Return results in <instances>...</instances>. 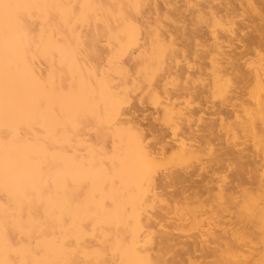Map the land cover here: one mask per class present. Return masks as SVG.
Listing matches in <instances>:
<instances>
[{
	"label": "bare ground",
	"instance_id": "6f19581e",
	"mask_svg": "<svg viewBox=\"0 0 264 264\" xmlns=\"http://www.w3.org/2000/svg\"><path fill=\"white\" fill-rule=\"evenodd\" d=\"M182 1L0 0V264H264V0ZM182 7L200 48L170 40ZM193 92L218 100L189 149ZM173 149L192 173L156 171Z\"/></svg>",
	"mask_w": 264,
	"mask_h": 264
},
{
	"label": "rangeland",
	"instance_id": "374dc122",
	"mask_svg": "<svg viewBox=\"0 0 264 264\" xmlns=\"http://www.w3.org/2000/svg\"><path fill=\"white\" fill-rule=\"evenodd\" d=\"M157 1V3H155V4H158L157 5V7H158V9H159V11H161V13L162 14H164L165 16H168V15H170L172 12V7L176 4V5H181L182 3H183V1L182 0H155V2ZM182 2V3H181ZM164 4V6H163V4ZM165 3H166V5L168 6H166L165 5ZM168 3L170 4V5H168ZM178 3V4H177ZM172 5V6H171ZM179 5V6H180ZM170 6V7H169ZM164 7V8H163ZM168 8H171V9H169L168 10ZM182 10H184L183 11V18H184V22H183V25H181V26H178V27H172V26H168L167 28V32L168 33H170L171 35H170V37H171V39H170V37H169V39L170 40H173L172 42H175V44L177 43V44H179V46H181V44L182 45H184V46H186L187 44H188V46H191V47H193V41H195L196 42V46L195 47H197L198 46V43H200L201 44V42H203V40L202 39H204L203 38V34H201V31H199V30H196V29H194V27L195 26H193V17H192V15L190 14L191 13V8H188V9H183V7L181 8ZM166 14H165V13ZM191 17H192V19H191ZM165 17H163V21H165ZM167 22V21H166ZM165 22V23H166ZM168 23V22H167ZM264 24V23H263ZM192 26V27H191ZM197 27V26H196ZM179 29V30H178ZM182 29V30H181ZM249 30V29H248ZM247 30V31H248ZM245 31V30H244ZM195 32H196V34H195ZM198 32H199V34H198ZM195 37H194V36ZM200 35V37H198L197 38V36H199ZM202 36V37H201ZM194 39H192V38ZM196 38V39H195ZM199 40V41H198ZM200 40H201V42H200ZM192 41V42H191ZM198 41V42H197ZM192 43V45H190ZM176 44V45H177ZM198 48H200V45L198 46ZM263 61H264V58H263ZM234 76V75H233ZM195 79V78H194ZM195 80H197V79H195ZM198 81V80H197ZM198 84H200V83H195V85H198ZM197 87V86H196ZM199 87V86H198ZM198 96H196V95ZM195 95V96H194ZM203 94H198L197 92H193L192 93V95L190 94V97H188V99L186 98V100L184 101L183 99H184V97L181 99L180 98V101H182L183 100V102H180V101H178L179 102V106L182 108V110L183 111H188L189 109H186V107L187 108H192L191 110H193V111H195V113H197V115H196V118L197 119H194V121H193V128H194V131H192L191 132V134L190 135H188V134H186L184 137L186 138H184L183 139V142H184V146H186V147H190L189 149H193L195 146H199L200 144H201V138H202V136H200L199 134H200V129L203 127V125H204V121H205V119H206V117H207V113H205V112H201V108H203V106H206L207 105V103H209V102H211L212 101V99H213V97H207V98H204V96H205V94L202 96ZM208 95V94H207ZM189 96V95H188ZM192 96V97H191ZM202 97V98H201ZM212 98V99H211ZM216 98V96L214 97V99L213 100H215L214 102H216V100H218L217 98ZM206 100V102L204 101V100ZM190 100V101H189ZM207 101H209V102H207ZM147 101L145 102V104H144V107H142L143 108V110H142V108H141V110H140V112H139V120H140V118H142L141 119V126L143 127V129H144V133L146 134V136H147V140H152V139H154V138H151V135H150V133H155L156 134V131L155 132H151L150 131V128L149 127H152L151 129H154L153 127H154V125H155V121H153V115H155L156 113L154 112L155 111V108H153V105H151L149 102L147 103ZM184 103V104H183ZM204 103H206V104H204ZM211 103H213V101L211 102ZM181 104L183 105V106H181ZM148 106L147 108H146V106ZM202 107H201V106ZM192 106V107H191ZM196 106V107H195ZM199 106L201 107L200 109H199ZM158 108V107H157ZM156 108V109H157ZM148 109V110H147ZM237 109L239 110L240 108L239 107H237ZM205 113V114H204ZM204 114V115H203ZM143 115V116H142ZM155 117V116H154ZM151 120V121H150ZM152 122V123H151ZM154 122V123H153ZM149 124H150V126H149ZM154 124V125H153ZM152 125V126H151ZM155 127H156V125H155ZM201 127V128H200ZM146 129V130H145ZM196 129L198 130V131H196ZM169 133L170 131H168V130H164V135H167L166 133ZM196 133V134H195ZM152 135H154V134H152ZM171 135V132L167 135V136H170ZM188 135V136H187ZM194 136V137H193ZM210 136V138L209 139H207V138H203L204 140H207L206 141V143L207 142H209V141H211V143L209 144L210 146H212V148H211V151L213 152V153H209L207 150H204V152L205 153H209L211 156H216V158H217V156L219 155V158H220V161L218 162V163H222V165H225L226 164V166H222V168L223 167H225V168H223V169H226V170H224V173H225V177H226V185H227V187L228 188H230V189H232L234 186H235V184L236 183H239V184H241V188H245V187H253L254 185H255V182L253 181V179L251 178V175L253 174L251 171H249V170H247V167H246V170L247 171H243V174L241 175V177L238 179V180H235L234 178V171H233V168L234 167H236L235 165L237 164H235V163H233V165H232V163H231V165L229 166V164H227L228 163V160H224L223 161V159H222V156H221V153H222V150L223 149H225V148H223L222 146H224L225 144H222L221 142L223 141V139L225 138V137H223V136H220V137H218V140H217V138L216 139H214L213 138V136H212V134L211 135H209ZM246 136V135H245ZM174 137H176V136H174ZM201 137V138H200ZM217 137V136H216ZM239 137H240V135H239ZM242 137V136H241ZM247 137V136H246ZM246 137H244V138H246ZM229 138H231V137H229ZM167 139H169V138H167ZM214 139V140H213ZM234 139V138H233ZM233 139H231V141L233 140ZM249 139V138H248ZM256 139H258V137L256 138ZM261 139V137L259 138V140ZM222 140V141H221ZM226 140H227V138H226ZM230 140V139H229ZM243 142L241 143H239V141H240V138H239V141L236 139V141L238 142V144L237 143H235V144H237L236 145V147H237V149L239 150L240 148V151L239 152H243V153H246V152H248V149H250V148H248L249 147V144H248V142L246 141H244L243 139H241ZM259 140H257L258 142H259ZM192 141V142H191ZM230 141V143H232ZM235 141V140H234ZM233 141V142H234ZM249 141V140H248ZM253 141V140H252ZM203 142V141H202ZM225 142V141H224ZM227 142V141H226ZM193 143V144H192ZM205 143V144H206ZM252 143V142H251ZM186 144V145H185ZM204 144V143H203ZM203 144H202V146H203ZM227 145V144H226ZM229 145V144H228ZM231 145H233V144H231ZM242 145H243V147H242ZM208 146V144H206V147ZM235 146V145H234ZM252 146V145H251ZM220 147H221V149H220ZM227 147V146H226ZM229 147V146H228ZM232 147V146H231ZM223 148V149H222ZM234 148V147H233ZM232 148V149H233ZM201 149V148H200ZM203 149V148H202ZM246 149V150H245ZM252 149V148H251ZM242 150V151H241ZM244 150V151H243ZM169 151V150H168ZM166 151V153H164V154H168V155H163L164 157L163 158H165V159H163L162 160V162H163V164H162V162L160 161L159 162V164L157 165V168H156V171H158V173L159 172H161V171H164V172H166V171H170V169L171 170H176V168L178 169V170H176V171H178V172H181V170H182V172L181 173H183V172H188V170H189V172H188V174L189 173H192L194 170H195V168H196V164H193V160L191 159H186L185 157H181V156H179L176 152H178V151H174V149L173 150H171V151ZM202 151V150H201ZM165 152V151H164ZM168 152V153H167ZM175 152V153H174ZM203 152V151H202ZM174 154H176V156L174 155ZM210 156V157H211ZM167 157V158H166ZM201 157V160L202 161H204L203 160V158L205 157V156H203V158H202V155L200 156ZM206 157H207V155H206ZM205 157V158H206ZM210 157H208V158H210ZM171 158V159H170ZM173 158V159H172ZM170 159V160H169ZM222 159V160H221ZM230 159V158H229ZM233 159V158H232ZM207 160V158L205 159V161ZM213 160H215L214 158H213ZM169 161V162H168ZM186 161H188V162H186ZM189 161H191V163L189 162ZM232 161V160H231ZM237 161V160H236ZM235 161V162H236ZM184 162H186V164L184 163ZM234 162V161H233ZM238 162V161H237ZM174 163V164H173ZM182 163V164H181ZM192 164V165H190V164ZM195 163V162H194ZM220 163V164H221ZM176 165V166H175ZM184 165V166H183ZM189 165V166H188ZM193 165H195V168H194V166ZM159 166V167H158ZM178 166V167H177ZM233 166V167H232ZM165 167V168H164ZM193 167V168H192ZM228 167H230V168H228ZM228 168V169H227ZM232 168V169H231ZM159 169V170H158ZM248 169H249V167H248ZM180 170V171H179ZM183 170H185V171H183ZM190 171H192V172H190ZM185 172V173H186ZM161 173H163V172H161ZM161 173H159V174H161ZM223 173V174H224ZM157 174V173H156ZM158 174V175H159ZM187 174V173H186ZM192 175H195L194 177H195V181H194V177L192 176V180L194 181H192L193 183L192 184H194L193 186H191L190 185V187L192 188H189V190L188 191H191V192H193V191H195V192H197L198 193V191L199 190H201L202 191V186L200 185L201 184V182L198 180V177L200 178V175L198 176L197 174H192ZM198 176V177H197ZM228 176V177H227ZM243 176V177H242ZM247 176V177H246ZM196 178H197V181H196ZM201 179V178H200ZM242 179V180H241ZM233 180V181H232ZM253 181V182H252ZM196 182V183H195ZM199 182H200V184H199ZM190 183V182H189ZM200 185H198V184ZM246 183V184H245ZM233 184V185H232ZM199 187H201V188H198V186ZM230 185V186H229ZM248 185V186H247ZM232 187V188H231ZM243 188V189H244ZM198 189V190H197ZM236 189V188H235ZM238 189V188H237ZM188 191H187V193H188ZM200 191V192H201ZM161 192L163 193V195L165 196V197H170L174 192H175V190H174V188L173 187H164L163 189H161ZM171 228L173 227V226H170ZM160 228V227H159ZM159 228L158 227H154V229L153 230H157V232L155 231V233L156 234H158V231H159V233H160V231L162 230L161 228H160V230H159ZM164 229V228H163ZM170 229V228H169ZM172 230H173V228H172ZM155 234V237L157 236H160V235H156ZM159 238V237H158ZM179 239H180V237H178ZM156 240H157V238H156ZM179 247H181V245L179 246ZM186 247V246H185ZM184 247V248H185ZM177 249V248H176ZM175 249V247H174V250L172 249V250H170L169 252H167L166 254H165V256H166V258L167 257H172L173 255H175V253L177 254V253H179V252H177V251H179L178 249H177V251H175L176 250ZM186 249V248H185ZM185 249H183V246H182V251H180V253L181 252H183ZM181 250V249H180ZM179 253V254H180ZM196 253V252H195ZM197 254H198V252H197ZM170 257V258H171ZM177 259V258H176ZM169 260V259H168Z\"/></svg>",
	"mask_w": 264,
	"mask_h": 264
}]
</instances>
